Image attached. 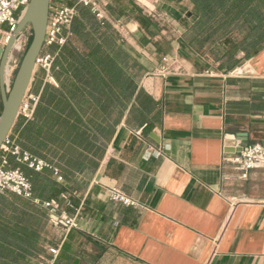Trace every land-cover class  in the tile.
<instances>
[{
    "label": "crops",
    "instance_id": "crops-1",
    "mask_svg": "<svg viewBox=\"0 0 264 264\" xmlns=\"http://www.w3.org/2000/svg\"><path fill=\"white\" fill-rule=\"evenodd\" d=\"M102 1L93 0L102 16L96 17L117 31L141 72L138 88L154 109L125 115L94 169L83 163L68 173L67 182L53 169L64 190L56 202L75 216L77 228L66 232L48 221L59 241L48 240L57 254L46 259L55 264H264V169L242 180L225 162L241 146L230 136L245 134L247 145L264 148V48L223 74L211 61L205 64L188 53L179 28L173 30L175 40H167L164 32L145 30L130 16L114 21L106 11L111 0ZM119 1L154 21L159 17L154 12L159 0ZM160 3L165 20L174 24L190 14L184 0ZM62 36L66 42L67 29ZM1 41L0 32V47ZM48 77L45 73L43 83L56 85ZM112 190L134 205L113 203Z\"/></svg>",
    "mask_w": 264,
    "mask_h": 264
},
{
    "label": "trees",
    "instance_id": "trees-1",
    "mask_svg": "<svg viewBox=\"0 0 264 264\" xmlns=\"http://www.w3.org/2000/svg\"><path fill=\"white\" fill-rule=\"evenodd\" d=\"M77 1H62L76 10L66 42L61 47L44 46L41 52V56H55L49 76L56 85L43 83L45 71L37 68L29 91L37 98L32 118L19 116L10 135L21 153L49 166L36 172L8 158L9 168L24 175L32 199L40 203L61 201L64 190L53 169L63 182L83 163L94 169L125 115L132 111L148 114L154 109L151 98L138 88L141 72L121 47L117 31ZM184 2L190 14L179 16L174 27L181 31L182 46L197 60L211 61L226 74L264 48V0ZM106 11L114 21L130 16L141 28L159 31L152 18L119 0H111ZM54 239L38 205L12 193L0 194V264L50 261L48 249L55 248L48 240Z\"/></svg>",
    "mask_w": 264,
    "mask_h": 264
},
{
    "label": "built area",
    "instance_id": "built-area-1",
    "mask_svg": "<svg viewBox=\"0 0 264 264\" xmlns=\"http://www.w3.org/2000/svg\"><path fill=\"white\" fill-rule=\"evenodd\" d=\"M30 0H0V32L2 35L1 44L4 46L9 36L16 29L19 20ZM54 5H50L48 23L46 28L44 46L63 45L65 38L62 36V31L67 29L73 18L76 15L75 6H66L62 4L63 0H52ZM77 4L84 7H89L101 18V14L96 9L93 0H78ZM6 30L1 31L3 27ZM26 40L22 32L16 39L13 46L17 48L16 56L10 60L9 56L5 67V82L9 89L11 84L12 74L17 70L18 58L23 49L26 47ZM53 58L50 55H44L37 59L36 66L45 71L47 78ZM50 80V79H49ZM37 102V98L29 96V100L23 101L19 113L25 120L32 118L33 109ZM9 156L14 157L17 162L24 163L28 168L41 172L49 166L41 160L32 158L26 153H21L20 149L15 144V139L10 135L0 147V194L12 193L26 200H31L35 205H38L47 215L48 221L54 227L60 228L66 232L77 228V220L75 216H70L65 209L56 201L40 203L38 200L32 199L31 186L28 180L18 169L9 168ZM225 162L231 165L238 173L239 178L245 180L249 172L256 169H264V148L259 144L247 145L239 153L229 155L225 158ZM57 174L56 171H54ZM66 200L65 196H62ZM110 200L113 203H120L125 206H133L134 203L116 190L110 193ZM49 253L55 257L57 250L49 249ZM42 264H52V260L43 261Z\"/></svg>",
    "mask_w": 264,
    "mask_h": 264
},
{
    "label": "water",
    "instance_id": "water-1",
    "mask_svg": "<svg viewBox=\"0 0 264 264\" xmlns=\"http://www.w3.org/2000/svg\"><path fill=\"white\" fill-rule=\"evenodd\" d=\"M49 10L50 0H30L16 29L9 36L4 46L0 47V147L10 135L17 121L20 107L31 86L36 71V61L44 47ZM27 27L31 29V40L22 55L10 87L7 89L5 82L7 59L17 37ZM230 137L241 142V146L235 151L236 153L241 152L247 146L245 134Z\"/></svg>",
    "mask_w": 264,
    "mask_h": 264
},
{
    "label": "rangeland",
    "instance_id": "rangeland-1",
    "mask_svg": "<svg viewBox=\"0 0 264 264\" xmlns=\"http://www.w3.org/2000/svg\"><path fill=\"white\" fill-rule=\"evenodd\" d=\"M99 2H100V4L102 5L103 4V1L102 0H99ZM98 2V3H99ZM163 3L165 4H169V3H171L170 1H163ZM159 5V10H155L154 12H156L157 13V15H159V17H157V18H155L156 20H155V22L158 24V28H159V31H162V32H164V36L167 38V40H172V41H174L175 40V36H172V35H174V33H173V30H174V22H171V20L170 21H167V20H165V10H163V9H160V6L162 5L161 3H160V0L158 1V4L156 5V6H158ZM161 18V19H160ZM3 28H6L5 26L3 27ZM23 33H24V37H25V40H26V47L23 49V51L21 52V54L19 55V58H18V64H17V68H18V66H19V63H20V60H21V58H22V55L24 54V52H25V50L27 49V47H28V45H29V43H30V40H31V35H32V33H31V29H30V27H27L24 31H23ZM12 51H14L15 52V56H16V54H17V48L14 46L13 47V49H12ZM11 51V52H12ZM9 58H10V60H11V53H10V55H9ZM179 59V58H178ZM205 64H208V63H210V62H208V61H206V60H204L203 61ZM36 68H38L37 66H36ZM13 76H14V74H12V78H13ZM12 78H11V80H12ZM25 100H29V97L28 96H26L25 97ZM19 116H20V113H19V115H18V118H19ZM17 118V119H18ZM263 178H264V176H263Z\"/></svg>",
    "mask_w": 264,
    "mask_h": 264
},
{
    "label": "bare ground",
    "instance_id": "bare-ground-1",
    "mask_svg": "<svg viewBox=\"0 0 264 264\" xmlns=\"http://www.w3.org/2000/svg\"><path fill=\"white\" fill-rule=\"evenodd\" d=\"M14 47V46H13ZM13 47H12V49H13ZM12 51V50H11ZM11 51H10V53H11ZM10 55V54H9Z\"/></svg>",
    "mask_w": 264,
    "mask_h": 264
}]
</instances>
